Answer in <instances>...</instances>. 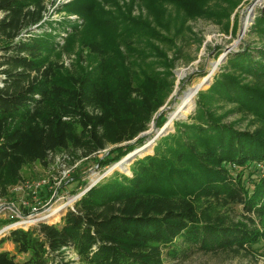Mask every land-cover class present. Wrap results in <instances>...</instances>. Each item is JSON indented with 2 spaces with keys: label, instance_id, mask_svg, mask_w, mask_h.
I'll list each match as a JSON object with an SVG mask.
<instances>
[{
  "label": "trees",
  "instance_id": "trees-1",
  "mask_svg": "<svg viewBox=\"0 0 264 264\" xmlns=\"http://www.w3.org/2000/svg\"><path fill=\"white\" fill-rule=\"evenodd\" d=\"M136 1L148 17L132 14ZM239 2L71 0L63 8L79 23L45 17V0H0V194L25 162L46 163L57 150L89 155L116 144L121 151L101 160L113 162L143 144L173 83L172 62L166 54L159 60L152 41L168 37L160 26L175 25L177 35L189 17L227 15ZM251 30L259 43L227 53L198 89L190 120H174L152 152L135 156L129 174L114 170L90 186L61 208L59 221L9 227L0 264H71L66 248L87 264H172L196 250L250 251L264 238V226L250 224L251 214H264L263 11ZM62 52L75 54L71 66ZM215 101L233 104L248 126L226 121ZM166 120L160 115L156 125ZM235 204L245 221L231 213ZM7 240L13 250L1 247Z\"/></svg>",
  "mask_w": 264,
  "mask_h": 264
},
{
  "label": "rangeland",
  "instance_id": "rangeland-1",
  "mask_svg": "<svg viewBox=\"0 0 264 264\" xmlns=\"http://www.w3.org/2000/svg\"><path fill=\"white\" fill-rule=\"evenodd\" d=\"M69 1L71 0H45V17L57 20L66 17L72 20H77L79 23H83V18L80 17L78 13L69 12L63 8V5ZM255 1L257 0H240L234 8L229 10L227 15H198L189 17L177 35L174 33L175 25H171L173 28L171 32L160 26L159 31H161L162 35H166V37L168 35V37H171L170 40H168L167 37L152 41L161 47V52L159 54L162 58L159 60H163L166 54V57L172 62L168 69L171 70L173 75L171 78L173 83L169 92L166 94L165 101L161 106L162 108L160 107V110L154 114L148 128L141 133L147 136L145 143L148 144L150 142V144L135 156H142L146 152L153 151L156 139L160 136L154 138L153 142L150 141L155 135L156 130L159 128V126L156 125L158 117L164 115L167 119L166 121H168L169 114L177 109L180 98L190 87L200 83L201 86L199 89H206L212 81L213 74L219 70V65L225 62L229 51L237 50L245 43H259V35L255 30H251V24L254 21V16L258 12H264V0H261V2L259 1V3L254 6ZM251 3H253L251 8L253 14L249 11V5ZM161 4L172 10L173 5L169 3ZM132 5L133 15L141 14L145 17L150 15L148 9L143 3L140 4L136 1ZM209 5H211L212 8H217L214 1ZM248 11L251 15L249 19L250 21L247 18ZM245 17L248 24L244 27L243 20ZM65 34V32H63V34L60 33L57 38L63 42V36ZM225 50L228 51L225 57L221 58V61L216 63L220 54ZM145 51L152 50L146 49ZM219 51L221 52L219 53ZM151 55L152 54L149 56ZM153 57L156 58L157 54L155 53V56ZM74 58V53L68 54L67 52H62L60 60L63 61L65 65L71 66ZM209 72L210 76L207 82L205 81L202 83L204 76ZM196 93L190 109L181 117L173 119L172 123L168 124V126L166 125L167 127L163 134L174 129V120H190L188 117L194 112ZM213 105L214 107H217L216 109L218 111L226 112L227 115L224 118L226 121L235 120L240 127L248 126L247 124L250 117L234 112V110H232L233 104L215 101ZM185 108L182 111H184ZM132 141H134V139L128 142ZM115 146L117 145L109 144L105 148L89 155H82L81 151L78 149L63 148L50 154L46 163H42L38 160L25 162L20 169L21 176L19 180L15 183L9 184L6 188L5 194H0V237L8 230V228L4 229V226L10 223L14 226L22 225L26 227L39 220H47L49 222L59 221L62 211L61 208L64 207L65 209V207L73 206L75 201L90 186L105 179L114 170L129 174L130 163L135 157L122 161V167L120 166V168L111 167L119 164L117 162L124 155L113 162H111L112 159L101 161L104 157L109 156L112 158L121 151L120 148L117 149ZM56 204H59L62 207L54 216L33 220V218L48 213ZM34 205L38 208L37 214L30 210ZM232 209L231 213L235 219L241 218L244 221L246 220L244 215L241 214L243 210L240 204L233 205ZM15 211L19 216H15L12 222L4 224V220L12 219L10 218V215L14 214ZM251 216L255 221V223L249 221L251 225H258L259 227L264 226V214H251ZM30 218L32 219L30 223L15 224L18 221H25ZM1 247L13 250V245L10 244L8 240L3 242ZM64 251L65 258L68 259L71 264H87L81 261L72 249L66 248ZM18 256L20 257V255ZM165 262H168V259H165ZM171 263L264 264V238H261V240L256 242L255 245L251 247L250 251L196 250L185 259H172Z\"/></svg>",
  "mask_w": 264,
  "mask_h": 264
},
{
  "label": "bare ground",
  "instance_id": "bare-ground-1",
  "mask_svg": "<svg viewBox=\"0 0 264 264\" xmlns=\"http://www.w3.org/2000/svg\"><path fill=\"white\" fill-rule=\"evenodd\" d=\"M259 1L261 2V0H257V1H255L254 6L257 5V4L259 3ZM251 8H252V7H251ZM253 9H254V8H253ZM250 17H251V15H250V13H249V11H248V17H247L248 20L250 19ZM249 21H250V20H249ZM243 24H244V27L248 24V21L246 20V17H245L244 20H243ZM243 29H244V28H243ZM212 67H213V66H212ZM214 67H215V66H214ZM209 76H210V75H209ZM209 76H208V78H209ZM200 86H201V85H200ZM200 86H198V85H194V86L190 87V88L186 91V93L180 98V101H179V103H178L179 105H178L177 109L174 110L173 113L169 114L168 121H166V125H167V126H168V124L172 123L173 119H175V118H177V117H181L182 115H184V113H186V112L190 109V107H191V105H192V103H193L194 95H195L196 91L199 89ZM184 101H186L185 105H187V107H186V106H182V104L184 103ZM185 107H186V108H185ZM184 108H185V110L182 111ZM180 111H182V112L179 113ZM167 126H166V127H167ZM150 141L153 142L154 139H151ZM148 144H150V142H149ZM148 144L145 143L144 147L140 150V152H142V150H143L144 148H146ZM117 163H119L120 165H119V164H116V165L112 166L111 168H113V167H119V168H120V166L122 167V164H121L122 162H117ZM61 207H62L61 205L56 204V205H55V206H54V207H53L48 213H44V214H42L40 217L33 218V220L40 219V218H43V217H51V216H54V215L56 214V212H57ZM31 221H32V219L30 218V219L25 220V221H23V220L18 221V222L15 223V224L30 223Z\"/></svg>",
  "mask_w": 264,
  "mask_h": 264
},
{
  "label": "water",
  "instance_id": "water-1",
  "mask_svg": "<svg viewBox=\"0 0 264 264\" xmlns=\"http://www.w3.org/2000/svg\"><path fill=\"white\" fill-rule=\"evenodd\" d=\"M252 5H253V3H251V4L249 5V11L251 12V14H253V11H252V9H251ZM227 52H228V51L225 50L222 54H220L219 59L216 61V63H218L219 61H221V58L225 57V55H226ZM216 63H215V64H216ZM209 74H210V72H209L206 76H204V78H203V80H202V83L205 82V81L207 82ZM198 86H200V83L198 84ZM196 92H197V91H196ZM185 103H186V101H184V103L182 104V106H186ZM161 108H162V107H161ZM165 130H166V122H165L161 127H159V128L156 130V133H155V135L153 136L152 139L158 137L159 135H162V134L164 133ZM144 145H145V142H144L143 144H141L140 146L135 147L133 150H131V151H129L128 153H126V154H125V155H124V156H123L118 162H122V161H124V160L131 159L132 157H135V155H136L137 153H140V150L144 147Z\"/></svg>",
  "mask_w": 264,
  "mask_h": 264
},
{
  "label": "built area",
  "instance_id": "built-area-1",
  "mask_svg": "<svg viewBox=\"0 0 264 264\" xmlns=\"http://www.w3.org/2000/svg\"><path fill=\"white\" fill-rule=\"evenodd\" d=\"M0 15H1V13H0ZM37 209H38V208H37V206H36V205H34V206H32V207H31V209H30V210H31L32 212H34L35 214H37ZM17 214H18V213L15 211V213H14V214H11V215H10V218L14 219V218H15V216H19V215H17ZM11 226H12V224H11V223H10V224H8V225H5V226H4V229H7V228H9V227H11Z\"/></svg>",
  "mask_w": 264,
  "mask_h": 264
},
{
  "label": "crops",
  "instance_id": "crops-1",
  "mask_svg": "<svg viewBox=\"0 0 264 264\" xmlns=\"http://www.w3.org/2000/svg\"><path fill=\"white\" fill-rule=\"evenodd\" d=\"M10 242V244H12L13 245V243L11 242V241H9ZM10 249V248H9Z\"/></svg>",
  "mask_w": 264,
  "mask_h": 264
}]
</instances>
